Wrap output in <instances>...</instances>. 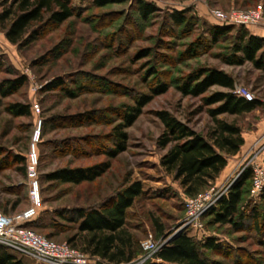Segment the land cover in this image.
<instances>
[{
  "label": "rangeland",
  "instance_id": "obj_1",
  "mask_svg": "<svg viewBox=\"0 0 264 264\" xmlns=\"http://www.w3.org/2000/svg\"><path fill=\"white\" fill-rule=\"evenodd\" d=\"M5 1V5L10 2L0 0V11ZM69 2L73 17L60 25L45 19L20 48L11 45L0 28V83L16 77L26 80L11 96H0V212L14 216L26 211L32 202L34 183L40 201L34 219L37 221L44 213L101 205L122 189L124 181H138L144 193L129 210L127 221L135 228L142 226V242L150 240L158 245L160 241H155L147 220V213H153L166 227L165 244L184 230L181 221L187 199L178 183L159 165L172 144L165 149L158 147L163 126L156 113L165 111L206 135L212 126L206 110L217 105L205 107L201 99L219 90L212 87L200 97H184L177 86L191 75L219 69L232 76L234 86L246 88L260 103L251 113L237 118L242 137L254 130L264 118V71L248 63L227 66L224 57L230 52L234 32L214 43L205 32V25L217 24L212 12L261 6L263 21L254 28L264 29V0H157L158 11L142 21L131 4L95 8L92 0ZM172 11L185 12L188 24L173 27L166 16ZM57 80L63 81V87L45 90ZM160 83L167 85V90L152 97L135 122L124 130L126 149L115 158L107 156L125 110L141 96H149ZM14 104H38L40 112L30 111L29 118H16L9 112ZM32 150L36 156L34 175L29 170ZM14 158L23 159L25 176L17 170L19 165ZM102 164H108V169L90 183L74 186L47 182L45 178L63 168ZM250 165L264 168V131L253 143L249 159L226 181L213 187L226 193L244 170L251 169ZM250 190L243 198L241 210L247 216L257 213L258 230L253 229L251 220L244 229L234 231L230 226L212 225L206 218L201 233H189L200 241L214 237L222 245L221 251L208 254L209 260L221 264H264V194L253 197ZM53 219L59 228L33 230L42 237L51 236L47 238L55 244L68 245L66 239L74 234L73 226ZM15 255L23 264H34L31 259ZM147 260L150 254H143L130 264H144Z\"/></svg>",
  "mask_w": 264,
  "mask_h": 264
},
{
  "label": "trees",
  "instance_id": "obj_2",
  "mask_svg": "<svg viewBox=\"0 0 264 264\" xmlns=\"http://www.w3.org/2000/svg\"><path fill=\"white\" fill-rule=\"evenodd\" d=\"M6 3L7 1L0 11V28L6 40L18 48L25 44L26 37L30 36L34 28L42 25L45 19L60 25L74 15L69 0H10L8 5H5ZM116 4L134 6V14L141 21L158 11L155 1L152 0H92L95 8ZM166 16L175 28L186 26L189 22L183 11H172ZM205 26H208L205 32L214 43L226 36H232L234 32V39L228 47L230 52L224 57L227 66H242L248 63L254 69L264 71V38L251 34L250 27L218 23ZM25 81L24 77H16L0 83V96L2 98L11 96L24 86ZM61 87L63 81L57 80L46 86L45 90ZM212 87L219 91L201 99L205 107L217 105L206 110L212 121L206 135L195 132L165 111L156 113L163 126V133L157 142L158 147L165 149L172 144L161 157L159 165L174 182L178 183L186 199L194 198L214 185L216 178L226 167L227 159L237 154L244 144L237 118L251 113L260 106L256 98L248 102L235 97L232 93L234 88L232 76L219 69L189 76L177 86V91L184 97H200ZM166 90L167 85L160 83L151 89L149 96H141L133 107L125 110L121 116L122 123L115 128L112 135L113 149L107 152V156L115 158L126 149L127 136L124 130L135 122L141 109L152 97ZM64 92L67 97H72L70 92ZM30 111L32 112L31 107L26 104H14L9 107V112L16 118H29ZM220 116L233 119L220 120L218 119ZM13 160L19 165L17 169L19 173L25 176L23 159ZM107 169L108 164L89 168H63L47 174L45 178L47 182L76 186L95 181ZM251 177V169L244 170L216 205L203 216L202 221L208 218L212 225L230 226L234 231H240L251 220L253 229L258 230L257 213L247 216L241 210L243 198L251 188ZM122 186L121 190L101 205L96 203L92 206L44 213L37 221H34V218L23 226L32 231L56 228L55 222L51 219H59L73 226L74 234L66 239L68 246L87 256L90 261L97 264H130L138 256L146 254L141 248V239L144 235L142 226L135 228L127 221L129 210L142 198L144 192L142 184L138 181H124ZM147 217L155 241L166 242L168 235L160 218L151 212L147 213ZM47 237L46 239L51 236ZM262 245L264 248V244ZM227 249L230 251L229 247ZM221 250L222 245L214 237L200 241L196 236H190L188 230H182L167 243H163L144 264H156L153 261H160V264H221L209 260L208 256L209 253ZM15 254L17 253L0 245V264H23L16 259Z\"/></svg>",
  "mask_w": 264,
  "mask_h": 264
},
{
  "label": "built area",
  "instance_id": "obj_3",
  "mask_svg": "<svg viewBox=\"0 0 264 264\" xmlns=\"http://www.w3.org/2000/svg\"><path fill=\"white\" fill-rule=\"evenodd\" d=\"M152 1L156 2L157 0ZM211 16L218 24L224 25L256 27L263 21L261 6H257L253 10L212 12ZM232 93L235 97L242 98L248 102L255 99L249 90L240 85L234 86ZM31 110L34 114L40 112L38 104H32ZM30 161L32 167L29 170L34 175L33 166L36 162L34 150L31 152ZM250 166L252 170L250 193L253 197L262 196L264 194V168L258 165ZM224 193L225 191L220 190V188L212 186L198 196L187 199L184 202V217L181 221L184 230H188L191 234L201 233L203 230V216L216 205ZM31 194L32 202L26 211L14 216H6L0 212V245L23 257L32 259L34 264H97L68 245L55 244L23 226L37 215L40 201L36 183L33 184ZM162 244L160 242L156 245L147 240L141 243V248L146 254H150L151 259L153 253Z\"/></svg>",
  "mask_w": 264,
  "mask_h": 264
},
{
  "label": "crops",
  "instance_id": "obj_4",
  "mask_svg": "<svg viewBox=\"0 0 264 264\" xmlns=\"http://www.w3.org/2000/svg\"><path fill=\"white\" fill-rule=\"evenodd\" d=\"M250 33L254 36L264 38V29L263 28H250ZM264 131V118L261 122L255 125L253 131L247 132L246 136H243L244 144L240 148L239 152L234 156H231L227 159V165L222 170L220 175L216 178L214 185H220L226 181L233 172L235 173L238 169V166L242 164L244 160L249 159L250 151L253 143L259 138L260 134ZM27 258V257H25ZM30 259V258H27ZM32 260V259H31ZM33 261V260H32ZM156 264H160V261H153Z\"/></svg>",
  "mask_w": 264,
  "mask_h": 264
},
{
  "label": "bare ground",
  "instance_id": "obj_5",
  "mask_svg": "<svg viewBox=\"0 0 264 264\" xmlns=\"http://www.w3.org/2000/svg\"><path fill=\"white\" fill-rule=\"evenodd\" d=\"M37 136V135H36Z\"/></svg>",
  "mask_w": 264,
  "mask_h": 264
}]
</instances>
